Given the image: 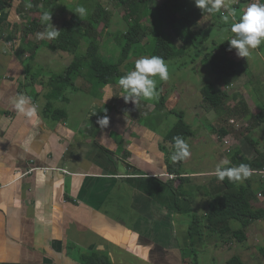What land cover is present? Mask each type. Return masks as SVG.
<instances>
[{"label": "crops", "instance_id": "0c3cea01", "mask_svg": "<svg viewBox=\"0 0 264 264\" xmlns=\"http://www.w3.org/2000/svg\"><path fill=\"white\" fill-rule=\"evenodd\" d=\"M15 1L3 0L0 8V264H82V256L95 251L115 264H195L183 255L186 238L180 237V226L199 214L190 202L196 193L209 205V196L223 185L215 168L219 160H231L225 142L231 141L236 119L231 128L219 130L225 142L218 143L219 134L212 136L216 156L200 162L187 158L177 175L167 161L173 147L163 142L168 130L153 124L167 116L159 118L153 109L139 116L125 113L129 101L118 99L111 85L98 99L85 90L87 72L74 86L59 89L56 77L72 63L71 53L47 45L41 52L43 38L37 30L27 36L25 29L36 13L24 12L32 0H20L30 5L22 11L24 4L16 7ZM54 54L71 58L65 70L38 74ZM20 96L30 98L35 117L19 113ZM86 96L91 102L83 111ZM105 115L109 124L100 126L97 121ZM250 169L247 179L257 189L264 183V168ZM180 187L190 196L178 199ZM206 214L199 215L205 228ZM214 236L208 244L201 237L198 252L193 251L196 256L213 251L215 261L226 262L230 253L224 242L232 236Z\"/></svg>", "mask_w": 264, "mask_h": 264}, {"label": "rangeland", "instance_id": "374dc122", "mask_svg": "<svg viewBox=\"0 0 264 264\" xmlns=\"http://www.w3.org/2000/svg\"><path fill=\"white\" fill-rule=\"evenodd\" d=\"M18 2H20V0H16L14 6L17 7ZM209 2L211 4L212 0H209ZM48 3L43 2L41 5H39L42 11L36 10V13L32 14V18L28 23L29 27L33 26V19L36 18V20L42 25H38L39 28H37L38 26L27 28V24L25 27L27 36L30 37L32 34H35L36 28L37 34L45 31L49 22L42 21V15L44 13L51 15L52 24L58 30H61L62 27L64 29L66 28L67 23L65 21H69L72 18V15L77 7L83 6L87 11H89V9L94 10L97 5L101 3L108 6L112 15L110 18L109 27L104 31V34L100 40V52L102 56L110 62H121L123 55L122 49L119 45L120 40L118 37L120 36V38H123L122 33L125 32L129 27V20L124 18L126 12L122 7V4L117 1L110 2V0H50ZM251 3L259 2L255 0ZM21 4H24V7L21 8L20 11L25 10L26 7H30L28 3ZM193 5H195L194 0ZM233 5L234 0H223L219 11L210 13L201 19L200 25H202L203 30L201 32H197L199 40L195 41L196 45L191 44V46H188V52L185 56L172 57L168 60H164L168 68V79L161 80L158 76L154 78L156 80L154 96L151 98L140 97L137 99L136 104L132 101H129L127 105H124V110L126 111L125 113H135L139 116L150 111V109H153L159 118L160 115H166L167 118L161 117L162 119L160 121L154 120L153 124L162 130H168V132L178 122V114L184 112L187 122L191 125L195 132L194 136L188 139L191 153V155L188 157L189 161L192 157L194 158L193 160L200 162L203 160V158L210 160L216 156V151L214 152L215 155L214 153L211 154L212 148H214L215 145L214 141L212 143V136H214L215 133L219 134L218 143L221 144L223 140L225 142L226 140L224 137L221 138L223 135L219 132V130L226 126L231 128L232 118L236 119V122L234 123V126L230 132L233 135L231 136L230 143L225 142V144L230 145L232 150L231 153H227L228 159H230V155H232L238 147L242 150L243 154H245L251 160H253L254 157L258 155L255 146L252 145L247 139L248 134L259 141L258 147L264 151V120L262 118L257 119L255 116L259 114L260 111H264V42H262L257 48L250 49V54L248 57H246L247 67L238 68L229 77L225 78L213 69L212 58L216 53V47L234 36V34L230 31L231 24L238 21L240 14H242L247 8V6H245L239 11L235 7L232 8ZM230 9L235 10V15H230L229 20L226 22L222 19V17L229 15ZM29 10L24 11L25 14L28 13V15H31L30 12L34 11L32 7H30ZM186 11L187 10H183L180 15L182 16ZM168 33L172 37L171 39L175 41L177 46H183V41L175 36V30L173 27L168 29ZM23 36L24 38L27 37L25 34ZM38 43L42 48V52L43 50H46L44 45L52 48L53 45L57 44V41L56 39L50 40L43 38ZM83 43L78 51L80 54L86 52L83 49L85 47L88 48L89 46L88 41H86L87 44L85 43L83 45ZM71 56L74 60L75 54L71 53ZM131 56H133V53L130 55V57ZM207 57H211V59L207 61ZM70 60L71 58L68 59V56L63 57L58 54L56 55V59L54 61H52V59L48 60V62H46L42 67L38 68L37 72L38 74H42L44 77L48 76L49 74L63 72L66 66H68L70 63ZM132 60L125 61L127 70L133 69L134 61L132 62ZM44 67L45 69L43 71ZM124 72L126 73L127 71ZM119 77L120 76H118L116 80L110 85L114 87L113 92L118 95V99L124 100L122 96H124L125 93L118 85ZM85 78H87L88 82L86 84L87 88L85 90L90 91L91 95H95L98 99H103V93L106 85H99L96 80L93 82L88 75V70ZM209 82H214L218 88L224 86L225 91L229 92V94L223 96L224 102L222 103L219 110L214 108L203 97L202 88L206 83ZM245 99L250 101V110H252V107L253 109L256 108L255 110L257 114H255L254 111V116L250 114L249 118H244L234 115L228 110L235 104H239ZM90 102L91 98L86 96L83 102V111L89 107ZM107 107L110 110L113 108L111 105H108ZM201 141L202 144H200ZM198 142L200 145H197ZM171 154L172 152H169L167 161L171 163V166L177 168L179 164L178 162H174L170 159ZM220 162L221 161L219 160V163ZM190 166L191 167H189V170H193L195 167L194 163ZM258 175L261 177V174ZM185 194L186 196H190L191 193L186 192ZM199 195V192L196 193L195 198L190 200L194 210L199 212L198 216L193 214L192 218L190 219H188V216H186L185 218L188 219L187 223L184 224V226H180V229L183 230L182 233H180V237L182 238L185 236L186 238V247H184L183 255L190 260H193L194 257H198L200 264H226L227 261L221 262L220 258L215 261V254L213 251L204 253L203 251H199L200 254L197 256L193 252V250H197L198 252L197 240H199L201 237H205L204 244H208L210 240L216 238L214 236L215 233H213L214 235L210 234V236L206 235V232L209 231L212 233V231L203 226L199 215H203L204 213L208 212L209 205L208 202H202L199 199ZM209 197L212 198L211 195ZM262 202H264L263 193L258 194V199L255 200L253 204L255 207L259 208L262 206ZM199 205H201V207L198 209ZM195 217L199 219L195 220ZM190 225L192 227L196 225L194 227L196 230H190ZM231 226L233 229H240L243 227L240 221L234 219L231 220ZM218 235H221V232ZM247 235L248 239L245 241H240L238 238L232 236L231 238L227 239V242H224L226 250L230 253V255H228L229 258L234 255H239L247 264H264V255L260 250L262 247H264V219L253 221L252 224L247 228ZM224 236L227 238V234ZM218 241L222 242L221 239H218Z\"/></svg>", "mask_w": 264, "mask_h": 264}, {"label": "trees", "instance_id": "16d2710c", "mask_svg": "<svg viewBox=\"0 0 264 264\" xmlns=\"http://www.w3.org/2000/svg\"><path fill=\"white\" fill-rule=\"evenodd\" d=\"M21 1L26 2L28 0ZM111 1H117L122 4L126 12L124 18L129 20L128 29L122 33L123 38L121 37V39L120 36L118 37L123 55L121 62H110L106 60L100 52V40L104 31L109 27L112 15L108 6L99 3L94 10L89 9L82 18H79L74 12L72 18L69 21H65L67 23L66 28H61L56 38L57 44L53 45L56 49L75 54V58L66 72L56 77L60 79V81H58L59 89H62L66 85L74 86L75 80H77L83 72H87V70L93 82L96 80L99 85H110L118 76L124 75V71H130L127 70L125 61H131L132 58L133 62L141 56L156 55L162 57L163 60L185 56L188 52L187 47L191 46V44L196 45L195 41L199 40L197 32L203 30L202 25H200L201 19L210 14L206 10H201L196 7V5H193V0H110V2ZM253 1L255 0H234L232 8L235 7L240 11ZM256 1L259 3L264 2V0ZM43 2L48 3L50 0H32V9L34 11H42L39 5ZM2 4L3 0H0V8ZM183 10L187 11L181 16L180 13ZM33 22V26L29 28L42 25L37 20ZM39 26L37 28H39ZM172 27L175 30V36L183 41L182 47L177 46L168 33V29ZM84 41H88L89 46L85 53L80 54L78 51ZM227 41L228 40L216 47V53L212 58L213 69L225 78L232 75L238 68L247 67L246 58L238 57L235 49L229 51V43ZM132 53L133 56L130 57ZM210 59L211 57L206 58L207 61ZM202 93L204 99L218 110L224 102L223 96L229 94V92L225 91L224 86L218 88L214 82L206 83L202 88ZM228 110L234 115L244 118L252 114L246 100H242L238 105ZM178 115V122L170 129L163 141L165 144L171 145L173 151L175 150L173 137L180 136L188 143V139L193 137L195 133L191 125L187 122L185 113L181 112ZM255 116L257 119L262 118L264 120V111H261ZM247 139L255 146L258 155L254 157L253 160H250L243 156L242 150L238 147L232 154L231 164L228 165V167L245 163L249 165L250 168H264V151L259 149V141L249 134L247 135ZM184 161L185 160L178 161L179 165L177 168L170 165V171L175 172L179 176L182 175ZM175 191L178 199L182 196H186L182 187ZM260 193L264 194V183L256 189L250 179L242 183L241 181L231 182L225 178L218 193L210 200L209 211L206 214L207 228L217 234L221 232L220 236L222 237L227 234L238 238L240 241L247 240V228L253 221L264 219V207L258 208L253 204V202L258 199V194ZM232 219L240 221L243 227L240 229H233L231 226ZM194 227L191 226L190 230H195ZM260 250L264 255V247ZM193 252L197 254L196 251ZM198 260V257H194L193 263L198 264ZM81 263L115 264L109 255L102 254L99 251L84 254L81 258ZM226 264L247 263L241 256L234 255L227 260Z\"/></svg>", "mask_w": 264, "mask_h": 264}, {"label": "clouds", "instance_id": "9594fccd", "mask_svg": "<svg viewBox=\"0 0 264 264\" xmlns=\"http://www.w3.org/2000/svg\"><path fill=\"white\" fill-rule=\"evenodd\" d=\"M196 7L204 9L209 13L219 11L223 0H194ZM75 13L79 18L86 15L87 10L83 6L76 8ZM230 15H235V10L230 9L229 15L222 17L224 21L229 20ZM51 15L44 13L42 15L43 22H49L45 31L39 33L40 38L56 39L59 35L58 30L51 22ZM230 31L234 34L227 42L229 43V51L235 49L236 55L241 58H246L250 54V49H255L264 42V2L251 3L246 10L240 14L239 20L231 24ZM161 80L168 79V68L162 57L141 56L134 61V69L127 71L118 79V85L125 93L122 96L125 102L132 101L136 104L140 97L151 98L155 95L156 80L155 77ZM30 98L20 96L15 107L19 113L25 117L33 118L36 115L35 107L29 106ZM100 126H107L109 118L107 115L98 119ZM174 152L170 159L174 162L187 159L190 153L189 144L180 136L173 137ZM230 163L227 159L221 160L215 168V174L218 180L223 181L227 178L231 182H239L247 179L251 175L250 166L245 163H240L238 166L228 167Z\"/></svg>", "mask_w": 264, "mask_h": 264}, {"label": "built area", "instance_id": "2783aa9c", "mask_svg": "<svg viewBox=\"0 0 264 264\" xmlns=\"http://www.w3.org/2000/svg\"><path fill=\"white\" fill-rule=\"evenodd\" d=\"M169 176H170L171 178H173V177H174V175H172V174H170ZM260 194H261V193H260Z\"/></svg>", "mask_w": 264, "mask_h": 264}]
</instances>
